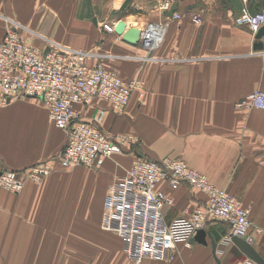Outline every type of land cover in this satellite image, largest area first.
I'll return each mask as SVG.
<instances>
[{
	"label": "crops",
	"instance_id": "1",
	"mask_svg": "<svg viewBox=\"0 0 264 264\" xmlns=\"http://www.w3.org/2000/svg\"><path fill=\"white\" fill-rule=\"evenodd\" d=\"M164 1L0 0V40L3 17H11L26 27L19 32L27 42L41 44L42 36L96 50L106 68L141 81L122 110L101 98L75 106L90 121L103 111L99 126L110 136L134 137L120 153L93 169L56 162L50 176L26 179L18 193L0 188V264H136L122 238L101 226L105 196L135 155L180 157L234 194L250 209L252 227L259 229L252 228L251 244L264 257V109L238 105L253 90L264 91V35L234 23L244 6L264 10V0H169L180 18L162 8ZM119 21L124 28L166 24L152 52L157 58H138L147 50L122 39L115 31ZM106 23L114 30L103 29ZM66 139L41 99L0 105V171L56 159ZM159 188L172 200L162 207L166 221L206 199L187 184L172 189L162 181ZM204 229L217 242L220 264H257L230 240L227 223L208 220ZM206 241L179 243L167 261L137 264H217Z\"/></svg>",
	"mask_w": 264,
	"mask_h": 264
},
{
	"label": "built area",
	"instance_id": "2",
	"mask_svg": "<svg viewBox=\"0 0 264 264\" xmlns=\"http://www.w3.org/2000/svg\"><path fill=\"white\" fill-rule=\"evenodd\" d=\"M247 1V0H246ZM162 8L171 9L166 0ZM172 17L180 14L172 11ZM6 20V31L0 40V105L18 97H35L43 101L55 125L66 132V142L56 159H45L21 170L0 171V188L18 193L25 179L40 182L62 167L85 165L92 168L122 151L125 142L134 139L127 134L110 136L99 126L103 111L93 121L79 116L76 105H89L96 98L107 101L115 110L128 104L131 93L141 86L139 78H125L106 68L93 49L72 48L40 37L41 44L22 39L19 29H26L13 18ZM234 23L249 28L254 34L264 27V10L251 12L242 7ZM111 32L113 25L104 24ZM140 40L147 50L141 59H156L153 51L163 40L166 24L148 21L140 28ZM264 54V45L261 49ZM239 106L264 109V91L255 89L244 96ZM165 181L172 189L181 184L206 195L202 205L184 207L166 221L162 207L172 200L159 188ZM250 209L226 189L215 186L207 176L192 168L180 157L155 160L135 155L131 165L113 182L104 199L101 226L113 231L124 241L128 257L134 263L145 258L162 260L167 251H175L179 243L189 245L198 229L208 220L229 225L228 237L237 235L252 242L254 230Z\"/></svg>",
	"mask_w": 264,
	"mask_h": 264
},
{
	"label": "water",
	"instance_id": "3",
	"mask_svg": "<svg viewBox=\"0 0 264 264\" xmlns=\"http://www.w3.org/2000/svg\"><path fill=\"white\" fill-rule=\"evenodd\" d=\"M170 11L172 12L173 8H171ZM123 25L124 23L122 21H119V23L115 26V31L121 34L122 39L125 42L131 45H137L140 40L141 29L136 26H130L124 28ZM263 35H264V27L257 32L256 36L260 38ZM206 236L210 239L209 243L211 246L212 255L215 258L217 264H220V261L216 255L217 242L215 241L210 231L205 230L204 228L198 229L195 235L191 238V241L196 240L199 243L206 244L207 243ZM230 240L252 261H254L257 264H264V257L253 247L251 242H248L244 238L239 237L237 235H231Z\"/></svg>",
	"mask_w": 264,
	"mask_h": 264
},
{
	"label": "rangeland",
	"instance_id": "4",
	"mask_svg": "<svg viewBox=\"0 0 264 264\" xmlns=\"http://www.w3.org/2000/svg\"><path fill=\"white\" fill-rule=\"evenodd\" d=\"M103 29H105L104 28V26H103ZM106 30V29H105ZM107 31V30H106ZM109 32V31H108ZM83 167H86V168H89V169H93L92 167H89V166H84V165H82ZM51 175V174H50ZM49 175V176H50ZM48 177V176H47ZM46 178V177H45ZM44 179V178H43ZM42 179V180H43ZM26 180V179H25ZM173 255H174V252L173 251H167L166 253H165V258L164 259H162L163 261H167L168 259H170L171 257H173Z\"/></svg>",
	"mask_w": 264,
	"mask_h": 264
}]
</instances>
